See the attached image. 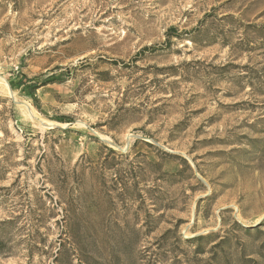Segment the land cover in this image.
I'll return each instance as SVG.
<instances>
[{
    "label": "rangeland",
    "instance_id": "1",
    "mask_svg": "<svg viewBox=\"0 0 264 264\" xmlns=\"http://www.w3.org/2000/svg\"><path fill=\"white\" fill-rule=\"evenodd\" d=\"M0 264H264V0H0Z\"/></svg>",
    "mask_w": 264,
    "mask_h": 264
},
{
    "label": "trees",
    "instance_id": "2",
    "mask_svg": "<svg viewBox=\"0 0 264 264\" xmlns=\"http://www.w3.org/2000/svg\"><path fill=\"white\" fill-rule=\"evenodd\" d=\"M38 89V86H32L31 87V91H32V96H34V91ZM60 122L62 123H69L71 121H68L67 118H62V119H59ZM110 153L112 154H115L113 153V151H110ZM210 237L209 236H199V237H196V238H193V241H196V242H203V241H206L207 239H209Z\"/></svg>",
    "mask_w": 264,
    "mask_h": 264
}]
</instances>
